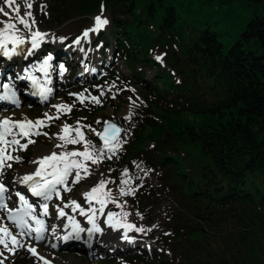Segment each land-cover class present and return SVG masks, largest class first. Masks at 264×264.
<instances>
[{
    "label": "trees",
    "instance_id": "1",
    "mask_svg": "<svg viewBox=\"0 0 264 264\" xmlns=\"http://www.w3.org/2000/svg\"><path fill=\"white\" fill-rule=\"evenodd\" d=\"M178 1L54 0L52 8L62 22L104 7L105 47L134 70H153L149 82L145 68L135 71L149 84L152 112L125 159L157 144L177 210L168 233L176 250L189 264H264V0H246L253 14L232 34L223 19H200L203 3L227 0Z\"/></svg>",
    "mask_w": 264,
    "mask_h": 264
},
{
    "label": "rangeland",
    "instance_id": "2",
    "mask_svg": "<svg viewBox=\"0 0 264 264\" xmlns=\"http://www.w3.org/2000/svg\"><path fill=\"white\" fill-rule=\"evenodd\" d=\"M202 2V0H200ZM213 1V0H212ZM215 2V0H214ZM179 5H184L185 0L178 1ZM216 3V2H215ZM195 4V3H194ZM193 4V6H195ZM41 5L44 6L41 11ZM200 19L205 16L223 19L228 26L230 33L236 32L237 29L245 23L253 14V10L248 6L246 0H227L218 6L203 3ZM0 6L2 0H0ZM54 0H33L32 11L35 13L36 19L40 26L49 33L47 40L31 55L23 57H15L13 59L4 58L0 55V69L3 71L5 78H9L19 83V73H24L25 67L33 64L36 65L44 55L53 57V65L56 72V79L53 84L55 91L48 101L32 97H23L21 105L18 107L5 106L1 107L0 114L25 112L29 117L34 119H45V113L55 116L57 110H52L51 107L60 99L65 100L66 105L71 106V112L64 113L61 111L59 119H53L48 126L42 127L39 130L47 132L48 136L40 135L33 137L37 144L46 145L59 152L54 145L60 143L55 138V134L59 132V127L63 124H68L72 127L77 126V122L86 123V131H83L87 140L92 141L97 149L103 147L102 140L95 135L91 129L97 132L102 128L107 121H116L124 126V131L119 136L122 143L115 154H109L111 159H103L98 164H90L89 168L91 175L86 179H82L79 183L73 184L72 178L69 180L70 192H62L63 200L54 197L49 203V231L44 234V240L35 243L40 251L48 253L49 258L54 261V264H143L141 260L135 257V254L142 252L148 253L151 258L161 261L165 264H189L187 258L176 250L177 244L168 233L172 228L171 217L176 213L174 197L171 192L172 185L165 180V170L158 162V157L161 155L160 150L155 142H149L147 150L136 152L133 157L126 158L125 145L130 141L139 125L144 122L151 110L148 108V98L150 95L145 91L144 85L146 82H140L135 75V71H140L143 65L136 64L135 70L124 61L118 60L112 56V48L105 49L102 42H98V33L90 32L88 38L82 39L80 44H76L74 39L76 36H82L83 32L91 29L94 26V17H79L75 16L70 19L59 21L53 12ZM5 10L9 11L5 6ZM11 11V10H10ZM26 11L23 5L21 6V14ZM107 18L109 23L106 25V30H110L112 16L110 13L99 14ZM1 17V16H0ZM238 32V31H237ZM59 54V55H58ZM62 54V55H61ZM64 54V55H63ZM65 54L67 57H65ZM162 56V60L157 57ZM154 57L165 67L170 66L165 61L164 51L158 50ZM66 58V59H65ZM63 64L66 69L61 73L59 65ZM146 69L147 82L153 80V70ZM179 79V77H178ZM83 93L85 97H97L100 103H93L90 99H85L81 103L78 95ZM104 101H112L111 104ZM103 105V106H102ZM99 122V123H98ZM90 126V127H88ZM22 143L26 142L24 140ZM35 145H29L27 150H19L13 155L20 156L21 162L12 163L11 168H5L3 176H0V182L9 185V195L12 199L9 201V207L17 201L14 197L16 190L12 187L11 182L15 170L18 165L28 163L30 157L34 153ZM79 149L83 150L82 145H69L68 150ZM186 153V151H184ZM139 165V167H137ZM127 171L132 183L126 187L135 189V195L120 196L119 188L122 186L121 181L126 179L123 173ZM103 180L113 181L108 183L106 190H111L117 202L123 205V208L117 207L116 204L108 203L104 210V215L98 214V226L102 228L101 233H96L91 240L86 237V234L81 235V242L64 241L63 243L55 244L49 242L51 229L57 227L63 229V224L67 223V219L63 221L57 219V205L63 206L71 201H77L86 210L90 207L83 193L95 187L98 182ZM32 197V196H31ZM34 198V197H33ZM40 201L39 199H35ZM42 201H40L41 203ZM39 203V204H40ZM69 215L75 217L76 220L84 225H87L85 217L79 215V212H72L71 208H65ZM116 212L122 215L123 212L130 213L126 217V222L136 225L137 228H144V232H137L135 229L128 231L126 229L116 230L106 225L107 213ZM6 214L0 211V217H5ZM2 223L10 225L14 232L15 228L9 224L6 218ZM127 232L136 236L141 250L123 249L122 234ZM167 236L163 238L162 236ZM103 236H108L113 240L108 244H100L98 241ZM84 239V240H83ZM82 241H85L83 243ZM147 250V251H146ZM7 260L5 264H13L20 262L21 264H41L36 257L32 256L26 249H18L15 255L5 252Z\"/></svg>",
    "mask_w": 264,
    "mask_h": 264
},
{
    "label": "snow or ice",
    "instance_id": "3",
    "mask_svg": "<svg viewBox=\"0 0 264 264\" xmlns=\"http://www.w3.org/2000/svg\"><path fill=\"white\" fill-rule=\"evenodd\" d=\"M2 4L4 6H0V14L8 19L0 20V54L9 58L14 54H19L18 49L29 43L30 36V49H28L26 55H31L32 50L38 49L47 35V33H43L35 28L36 19L32 12L33 0H2ZM22 5L26 9L23 15H21ZM5 6L11 11L5 10ZM40 7L41 11H43L44 6L41 5ZM108 23L107 18L101 15L96 16L94 18V27L85 30L82 37L78 38L75 43L80 44L81 39L88 38L90 32H99ZM25 32L28 36L25 35ZM9 45L13 47L9 48ZM52 59L53 57L49 55L38 68L40 72L44 73L45 77L48 76L49 68L51 67L49 61ZM157 59L162 60L163 57L158 56ZM59 68L61 73L66 70L63 64L59 65ZM18 79H31L33 87H37L40 94L47 99V95L51 89L41 87L35 76L29 74L27 77H18ZM0 88L3 90L0 100L9 101L14 105L18 104L13 83H5L0 85ZM78 99L81 103H84L85 99H90L93 103H100L99 98L85 97L83 93L78 95ZM53 107L57 110L55 116L45 113V119L35 122L31 120H12L7 117L0 119V176H3L5 168L12 167L10 161L21 162V157L12 153L19 150H27L29 145H35L36 140L33 137L40 135L48 136L47 132L42 133L39 129L48 126V123L53 119H59L61 111L64 113L71 112L70 105L60 104L53 105ZM83 127V125H79V122H77L76 127H72L66 123L63 124L59 132L55 134V138L60 143L54 145L56 149H60L61 151H51L47 155L31 159L29 163L36 167L31 172L16 178L15 183L24 185L32 197L42 201L39 205L29 203L25 195L16 191L14 195L18 198L19 207L10 208L7 201L11 200L12 196H6L9 189L6 185L0 183V211L6 214L5 217H0V264H5V260H7L5 252L15 255L17 250L21 248L26 249L41 264H51L48 259L38 253L35 246V243L44 240L43 234L49 231L44 219V217L49 216V203L54 197L62 201L63 196L61 193L72 190L69 187L70 177L72 178V183L76 184L92 174L89 162L95 165L102 162L105 158L111 159L112 156L109 154H115L122 147L119 138L121 129L115 124L106 122V127L102 132L91 129L103 142V147L100 149H97L92 141L86 139L82 131ZM22 140L26 142L22 143ZM69 145H82L83 150H68ZM123 176L126 179L121 181L122 186L119 188V195H135V189L126 187L132 183L128 172L125 171ZM108 183H113V181L101 179L95 187L82 194L86 203L90 206L87 210L77 201H71L63 206H56L57 219L61 221L64 218L67 219V223L63 224V229L67 234L61 237L62 240H79L82 233H87L88 238L91 240L94 234L102 232V228L97 223L98 214L100 216L104 215V210L108 203H113L117 207L123 208V205L118 203L116 197L113 196L112 191L105 190ZM16 203L17 201H13L14 205ZM93 204L99 207H93ZM37 207L41 210L39 213L37 212ZM65 208H71L74 213L79 212V215L85 217L91 227H82L81 223L74 216L69 215L65 211ZM129 214L128 212H123L121 218L117 219L118 214L110 211L107 213L106 223L109 227L116 230L126 229L131 231L135 229L137 232H144V228H137L136 225L126 222V217ZM5 218L18 229L17 232L14 233L7 224L2 223ZM51 231L55 234L56 230L52 228ZM123 238L128 239L127 232L123 234ZM51 246L53 248L56 247L55 244Z\"/></svg>",
    "mask_w": 264,
    "mask_h": 264
},
{
    "label": "bare ground",
    "instance_id": "4",
    "mask_svg": "<svg viewBox=\"0 0 264 264\" xmlns=\"http://www.w3.org/2000/svg\"><path fill=\"white\" fill-rule=\"evenodd\" d=\"M10 11V10H9ZM33 12V11H32ZM22 15V14H21ZM33 15L35 16V13L33 12ZM0 20H7L8 18L7 17H4L2 14H0ZM35 19H36V16H35ZM22 28V26H20ZM35 28L39 29L41 32L43 33H47V35L45 36V39L41 42V44L43 42H45L47 40V37H48V31L45 30L44 28H42L39 24V22L37 21L36 19V24H35ZM25 35L28 36V34L25 32ZM13 47L12 45H9V48ZM28 49H30V36H29V43H26L25 45H23L20 49V56L23 57V56H26V52L28 51ZM37 49L35 50H32L31 54H33L34 52H36ZM18 54V56H19ZM28 56V55H27ZM49 55L47 54L44 59L42 60V62L48 57ZM50 63V61H49ZM37 67H35L34 65L30 64L28 67H25V69H30V70H35ZM25 73V70L23 71ZM37 73V72H36ZM38 75V74H37ZM39 82H42L41 80H39ZM28 94H31V92H29ZM26 94H24L22 97H25ZM41 97V96H39ZM60 104H65V100L64 99H60L58 101H55V103L53 105H60ZM52 110H56L53 106L51 107ZM11 118L12 120H31V121H37V120H42V119H34L32 117H29L25 112H15V113H12V114H9V113H1L0 114V119H3V118ZM79 125H83L84 127L82 128V131H86V128H87V124L86 123H80ZM62 126L59 127V130ZM51 151H54L53 148H50L46 145H42V144H35V148H34V153L32 154V156L30 157V160L33 159V158H38L42 155H47L49 154ZM29 160V161H30ZM91 163L89 162V165ZM36 166L35 165H32L30 164L29 162L28 163H25V164H20L17 166L16 170H15V173H14V176H13V180L11 182V185L14 189H16V191H19L21 192V194H23V191H27V189L25 188L24 185H20V184H17L15 183V180L18 176H22L24 174H27L29 172H31ZM106 190V189H105ZM27 196V195H26ZM27 199V197H25ZM29 201V200H28ZM93 207H99L98 205H95L93 204L92 205ZM41 211V210H40ZM117 219H120L121 218V214L117 213ZM5 224V223H4ZM10 228V227H9ZM11 229V228H10ZM55 234H53V232H51V235H50V238L48 239L49 242H51L52 244H58V243H62L63 240L61 239V237L63 235H65V230L62 232V230H59L57 227H55ZM14 232V231H13ZM15 233V232H14ZM102 239L104 241H108V240H113L112 238L108 237V236H103ZM36 246V245H35ZM37 247V246H36ZM37 251L39 254L43 255L45 258H49L48 257V253L45 252V251H40L38 250L37 248Z\"/></svg>",
    "mask_w": 264,
    "mask_h": 264
},
{
    "label": "water",
    "instance_id": "5",
    "mask_svg": "<svg viewBox=\"0 0 264 264\" xmlns=\"http://www.w3.org/2000/svg\"><path fill=\"white\" fill-rule=\"evenodd\" d=\"M108 122H110V123H113V124H115L117 127H119L120 129H121V132H120V134L123 132V130H124V127L122 126V125H120V124H118L117 122H115V121H108ZM106 127V123L103 125V128L101 129V131L100 132H102L103 131V129Z\"/></svg>",
    "mask_w": 264,
    "mask_h": 264
}]
</instances>
